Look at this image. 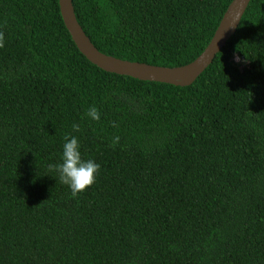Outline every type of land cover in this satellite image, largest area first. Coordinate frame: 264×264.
Wrapping results in <instances>:
<instances>
[{"label":"trees","instance_id":"trees-1","mask_svg":"<svg viewBox=\"0 0 264 264\" xmlns=\"http://www.w3.org/2000/svg\"><path fill=\"white\" fill-rule=\"evenodd\" d=\"M232 1L73 4L101 52L177 67ZM71 136L101 166L76 197L49 167ZM0 264H264V0L189 86L99 68L59 0H0Z\"/></svg>","mask_w":264,"mask_h":264},{"label":"water","instance_id":"water-1","mask_svg":"<svg viewBox=\"0 0 264 264\" xmlns=\"http://www.w3.org/2000/svg\"><path fill=\"white\" fill-rule=\"evenodd\" d=\"M250 1L233 0L204 51L194 61L177 67L130 61L101 52L79 23L73 0H59V4L64 23L78 49L99 68L143 81L189 86L212 64L217 54L236 33Z\"/></svg>","mask_w":264,"mask_h":264},{"label":"clouds","instance_id":"clouds-1","mask_svg":"<svg viewBox=\"0 0 264 264\" xmlns=\"http://www.w3.org/2000/svg\"><path fill=\"white\" fill-rule=\"evenodd\" d=\"M87 115L92 120H100V113L96 107L89 108ZM73 127L77 131L79 130L77 125ZM118 141L119 137H115L113 144ZM60 159V163L49 165V167L58 172L60 182L70 188L73 197H76L79 193L94 184L101 166L94 160H85L82 158L80 143L77 137H65Z\"/></svg>","mask_w":264,"mask_h":264},{"label":"rangeland","instance_id":"rangeland-1","mask_svg":"<svg viewBox=\"0 0 264 264\" xmlns=\"http://www.w3.org/2000/svg\"><path fill=\"white\" fill-rule=\"evenodd\" d=\"M234 60L238 62L241 66L245 64V63H241L242 59L239 57V55H236Z\"/></svg>","mask_w":264,"mask_h":264}]
</instances>
